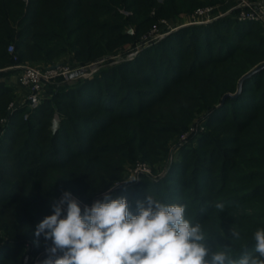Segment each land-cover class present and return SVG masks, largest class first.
<instances>
[{
    "label": "rangeland",
    "instance_id": "rangeland-1",
    "mask_svg": "<svg viewBox=\"0 0 264 264\" xmlns=\"http://www.w3.org/2000/svg\"><path fill=\"white\" fill-rule=\"evenodd\" d=\"M24 1L16 30L43 53L0 56V264H42L51 241L35 226L65 191L82 211L105 194L134 214L147 194L183 204L209 243L252 252L264 229V67L241 79L264 65V21L241 18L239 0H66L77 17L43 26L41 44L38 0ZM207 5L214 13H196ZM59 62L85 71L31 105L19 64Z\"/></svg>",
    "mask_w": 264,
    "mask_h": 264
},
{
    "label": "clouds",
    "instance_id": "clouds-1",
    "mask_svg": "<svg viewBox=\"0 0 264 264\" xmlns=\"http://www.w3.org/2000/svg\"><path fill=\"white\" fill-rule=\"evenodd\" d=\"M135 207L134 214L126 198L105 194L82 211L65 191L53 203V214L35 226V237L51 241L42 264H264V229L255 231L252 252L235 259L231 246L209 243L201 224L186 218V205L165 204L147 194ZM213 207L225 211L223 202ZM230 232V241L241 238L235 228Z\"/></svg>",
    "mask_w": 264,
    "mask_h": 264
},
{
    "label": "trees",
    "instance_id": "trees-1",
    "mask_svg": "<svg viewBox=\"0 0 264 264\" xmlns=\"http://www.w3.org/2000/svg\"><path fill=\"white\" fill-rule=\"evenodd\" d=\"M30 1V0H28ZM33 1V0H32ZM169 0H164V5L167 3ZM176 1L174 0V4L176 5ZM22 2V3H21ZM0 0V56H7L9 59L13 60V55L9 54L7 51V45L11 43L13 40L15 43V49H24V48H31L34 49L36 53H43L42 47L37 46V45H32L31 40H28L26 38V34H22L20 36V32L16 30L17 25L22 19V14L19 16V10L23 9V3H25L24 0ZM30 3V2H29ZM180 2H177V5H179ZM142 6L145 7L147 4H151V2H143L140 3ZM80 6H83L82 3L78 4ZM30 11H33L34 13H37L36 15L40 18H42V23L40 24V28L38 35H41L43 38L40 40L41 44H49V42H46L44 38H46V35L50 34V30L43 29V26H48L49 23H51L54 19L58 20L60 19L61 22L63 23H68L72 21L73 18L77 17V14H74L73 12H70L67 10V2L66 0H38V5L35 7L29 9ZM146 10V9H145ZM146 12H143L142 14H145ZM17 22V23H16ZM16 23V26H15ZM65 29V28H62ZM68 33V32H67ZM98 32H87L86 33V39L89 42V44L94 38H97ZM23 36V37H22ZM198 38V37H196ZM82 39V38H81ZM85 39V38H84ZM91 39V41H90ZM109 43V41L107 42ZM95 44V43H94ZM6 47V48H5ZM92 47V46H91ZM245 51V50H244ZM47 54L51 55L52 52L50 50H47ZM25 55V52L20 53L19 57H23ZM225 60V59H224ZM56 64V63H55ZM53 65V64H51ZM38 113L41 115H45V108H40L38 110ZM35 120V117H34ZM50 125V123H49ZM19 169H21V165L18 164ZM18 177H23L25 176V172H22L20 170L17 174Z\"/></svg>",
    "mask_w": 264,
    "mask_h": 264
},
{
    "label": "built area",
    "instance_id": "built-area-1",
    "mask_svg": "<svg viewBox=\"0 0 264 264\" xmlns=\"http://www.w3.org/2000/svg\"><path fill=\"white\" fill-rule=\"evenodd\" d=\"M235 7L239 8L241 18L264 21V0L255 3L248 0H239ZM214 11L215 7L213 5H207L198 7L196 13L205 16L214 13ZM8 50L13 52L15 45L9 44ZM19 66L21 70L19 71L18 81L21 86L27 88L28 100L31 105L38 104L51 85L70 81L78 73L85 71L83 66H72L66 62L45 66L21 64Z\"/></svg>",
    "mask_w": 264,
    "mask_h": 264
},
{
    "label": "water",
    "instance_id": "water-1",
    "mask_svg": "<svg viewBox=\"0 0 264 264\" xmlns=\"http://www.w3.org/2000/svg\"><path fill=\"white\" fill-rule=\"evenodd\" d=\"M263 67H264V65L260 66L259 68L255 69V70H252V71L246 73V74L242 77L241 82H242L245 78L251 76L255 71H257V70H259V69H262Z\"/></svg>",
    "mask_w": 264,
    "mask_h": 264
},
{
    "label": "crops",
    "instance_id": "crops-1",
    "mask_svg": "<svg viewBox=\"0 0 264 264\" xmlns=\"http://www.w3.org/2000/svg\"><path fill=\"white\" fill-rule=\"evenodd\" d=\"M16 80H17V75L13 76V78H12V81H14V83L16 82Z\"/></svg>",
    "mask_w": 264,
    "mask_h": 264
}]
</instances>
